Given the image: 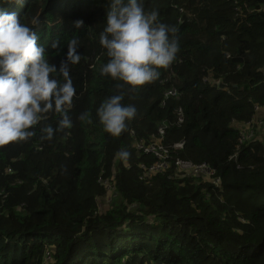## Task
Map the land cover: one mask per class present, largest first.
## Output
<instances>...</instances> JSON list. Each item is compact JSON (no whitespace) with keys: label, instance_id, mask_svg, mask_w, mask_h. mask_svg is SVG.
Instances as JSON below:
<instances>
[{"label":"trees","instance_id":"trees-1","mask_svg":"<svg viewBox=\"0 0 264 264\" xmlns=\"http://www.w3.org/2000/svg\"><path fill=\"white\" fill-rule=\"evenodd\" d=\"M143 5L178 29L179 51L157 80L124 86L136 115L112 137L96 116L121 83L100 74L108 0H0L57 68L68 39L81 55L69 71L71 126L41 139L57 124L49 113L32 138L0 146V264H264V0ZM168 88L178 95L164 99Z\"/></svg>","mask_w":264,"mask_h":264},{"label":"clouds","instance_id":"clouds-1","mask_svg":"<svg viewBox=\"0 0 264 264\" xmlns=\"http://www.w3.org/2000/svg\"><path fill=\"white\" fill-rule=\"evenodd\" d=\"M37 23L38 18L33 17L31 24ZM82 24V20L74 21L75 28ZM177 31L175 26L160 21L157 10H145L143 0H108L105 26L99 35L108 59L100 67V74L121 83L116 85L115 94L100 103L96 116L112 137H119L136 115L134 105L122 103V89L125 85L138 89L159 78V69L167 68L176 59ZM38 40L33 27L22 23L16 12L0 8V146L32 138L36 126L49 113L58 117L57 124L55 128L40 127L41 139L50 140L56 132L71 126L69 111L76 89L69 71L70 65L81 59L79 41L67 40L65 57L57 68L49 62ZM59 46L58 41L51 43L53 49ZM57 74L63 79H58ZM163 95L166 99L176 97L178 92L168 88ZM87 115L81 113L78 118L83 121ZM117 155L126 158L128 153L122 150Z\"/></svg>","mask_w":264,"mask_h":264},{"label":"built area","instance_id":"built-area-1","mask_svg":"<svg viewBox=\"0 0 264 264\" xmlns=\"http://www.w3.org/2000/svg\"><path fill=\"white\" fill-rule=\"evenodd\" d=\"M204 80H207L206 78H204ZM169 93H171V94H174L175 93V91L174 92H172V91H170ZM254 108L256 109V110H262L261 108H260V106H258V105H255L254 106ZM177 114L179 115V113H180V109L179 108H177ZM179 122L181 121V117H180V115H179V120H178ZM244 130H247V134H246V137H249V136H251L252 134H253V131H251V130H249L248 128H243ZM182 146V143H178V144H175L174 145V147L175 148H180ZM146 151H151V152H153L157 157H159L160 158V162L161 163H163V161H164V151L161 149V148H159V147H156V146H152V147H150V148H147V149H145ZM181 165V167L184 169V167L187 165V166H190V168L189 169H187V170H185V171H193V172H202V173H205V174H207V175H212V172H211V170L207 167V166H205L204 164H201V165H198V166H195V167H193V166H191L192 164L191 163H185V164H180ZM161 166V164L159 163V164H156V165H154L153 166V169H158L159 167Z\"/></svg>","mask_w":264,"mask_h":264},{"label":"rangeland","instance_id":"rangeland-1","mask_svg":"<svg viewBox=\"0 0 264 264\" xmlns=\"http://www.w3.org/2000/svg\"><path fill=\"white\" fill-rule=\"evenodd\" d=\"M190 168V166H185L184 167V170H187V169H189ZM98 202V205L100 206V208H105V205H106V203H107V198L106 197H104V198H102V197H100V198H98V200H97ZM107 207V206H106ZM100 210V209H99ZM44 264H47L49 261H51L50 260V257H45L44 259Z\"/></svg>","mask_w":264,"mask_h":264}]
</instances>
